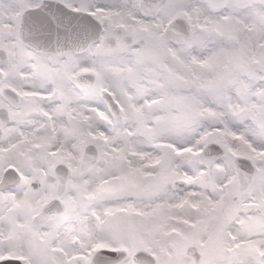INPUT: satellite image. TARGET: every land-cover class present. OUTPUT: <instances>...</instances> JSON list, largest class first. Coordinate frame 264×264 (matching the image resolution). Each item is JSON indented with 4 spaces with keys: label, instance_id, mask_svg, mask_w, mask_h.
Wrapping results in <instances>:
<instances>
[{
    "label": "snow or ice",
    "instance_id": "obj_1",
    "mask_svg": "<svg viewBox=\"0 0 264 264\" xmlns=\"http://www.w3.org/2000/svg\"><path fill=\"white\" fill-rule=\"evenodd\" d=\"M0 264H264V0H0Z\"/></svg>",
    "mask_w": 264,
    "mask_h": 264
}]
</instances>
